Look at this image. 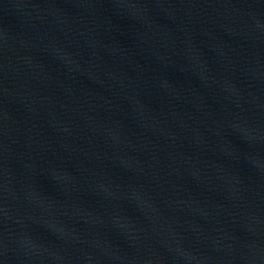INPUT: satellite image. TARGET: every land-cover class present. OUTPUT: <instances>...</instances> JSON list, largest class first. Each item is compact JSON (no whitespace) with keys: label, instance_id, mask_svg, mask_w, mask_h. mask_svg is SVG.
<instances>
[{"label":"water","instance_id":"1","mask_svg":"<svg viewBox=\"0 0 264 264\" xmlns=\"http://www.w3.org/2000/svg\"><path fill=\"white\" fill-rule=\"evenodd\" d=\"M0 264H264V0H0Z\"/></svg>","mask_w":264,"mask_h":264}]
</instances>
